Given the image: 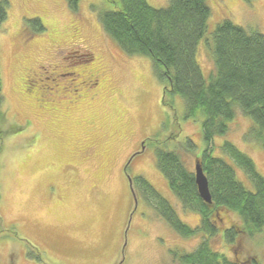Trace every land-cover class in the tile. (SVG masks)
Wrapping results in <instances>:
<instances>
[{"label":"rangeland","instance_id":"1","mask_svg":"<svg viewBox=\"0 0 264 264\" xmlns=\"http://www.w3.org/2000/svg\"><path fill=\"white\" fill-rule=\"evenodd\" d=\"M8 1L0 24V264H180L171 251L193 250L202 235H179L131 182L142 175L182 221L197 225L199 214L172 193L155 151L175 150L194 170L204 147L203 114L185 118L177 94L167 95L171 107L163 104L150 58L127 54L104 32L98 16L114 8L111 0H79L75 11L66 0ZM146 1L154 7L169 2ZM206 3L210 15L196 59L207 82L216 23L228 18L264 33V0ZM34 16L44 30L25 26ZM254 125L236 107L226 134L213 139L214 154L228 159L220 146L230 141L264 176V148L245 137ZM186 137L194 151L185 147ZM232 166L236 179L254 190ZM220 212L212 247L244 264H253L252 257L264 264V225L227 244L224 227L240 220L233 211Z\"/></svg>","mask_w":264,"mask_h":264},{"label":"trees","instance_id":"2","mask_svg":"<svg viewBox=\"0 0 264 264\" xmlns=\"http://www.w3.org/2000/svg\"><path fill=\"white\" fill-rule=\"evenodd\" d=\"M111 1L114 8L104 9L98 16L104 32L127 54L150 58L152 72L162 83L163 104L171 107L167 95L177 94L184 101L185 118L195 117L198 112L203 114L204 147L196 155L207 178L211 201L207 203L200 197L194 170L186 166L175 150L156 148V166L182 207L199 214L197 225L182 221L142 175H136L131 184L140 189L143 198L179 235H202L193 250L171 251L180 264H244L213 248L210 238L218 235L221 210L235 212L240 220L224 227L223 239L227 244H233L239 235L251 236L261 230L264 176L257 171L252 158L230 141L225 140L220 146L228 159L215 155L213 139L226 134L228 121L238 107L255 124L245 137L260 141L264 148V33L248 31L228 18L217 22L211 34L214 72L206 82L196 59L210 15L206 0H168L165 7L151 6L146 0ZM66 2L75 11L79 0ZM8 6V0H0V24L7 17ZM24 23L33 32L44 30L37 16L25 18ZM3 100L0 78V123L5 119ZM184 143L188 150H195L190 137ZM232 163L253 182L254 190L236 179ZM250 259L256 264L254 257Z\"/></svg>","mask_w":264,"mask_h":264},{"label":"water","instance_id":"3","mask_svg":"<svg viewBox=\"0 0 264 264\" xmlns=\"http://www.w3.org/2000/svg\"><path fill=\"white\" fill-rule=\"evenodd\" d=\"M194 175H195V182L197 185V190L200 195V197L207 203L211 201V196L208 188V182L205 173L203 172V169L198 161V159L195 160L194 164Z\"/></svg>","mask_w":264,"mask_h":264},{"label":"flooded vegetation","instance_id":"4","mask_svg":"<svg viewBox=\"0 0 264 264\" xmlns=\"http://www.w3.org/2000/svg\"><path fill=\"white\" fill-rule=\"evenodd\" d=\"M85 75V74H84ZM94 81L92 82V84H97V82H98V78H94L93 79Z\"/></svg>","mask_w":264,"mask_h":264}]
</instances>
